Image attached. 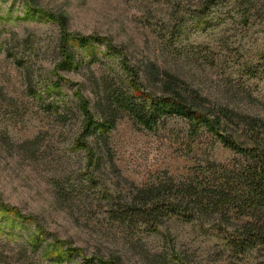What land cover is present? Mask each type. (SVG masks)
<instances>
[{
    "label": "rangeland",
    "instance_id": "obj_1",
    "mask_svg": "<svg viewBox=\"0 0 264 264\" xmlns=\"http://www.w3.org/2000/svg\"><path fill=\"white\" fill-rule=\"evenodd\" d=\"M32 1L0 0V205L13 211L0 216V264H56L41 250L54 256L56 242L120 264H225L232 241L211 226L173 219L149 234L105 219V202L94 206L103 192L82 184L84 152L72 147L82 123L73 94L79 89L98 120L105 90L126 92L127 67L264 120V10L247 13L237 0ZM60 14L69 35L101 39L74 45L69 69L58 66L62 31L52 17ZM143 87L160 91L144 80ZM188 128L171 116L148 131L119 112L107 134L119 171L111 182L142 186L238 161L210 134L191 136ZM227 133L242 144L240 131ZM24 144L30 155L19 150ZM14 213L22 218L12 222ZM261 257L246 255L251 264ZM63 264L84 263L75 256Z\"/></svg>",
    "mask_w": 264,
    "mask_h": 264
},
{
    "label": "trees",
    "instance_id": "obj_2",
    "mask_svg": "<svg viewBox=\"0 0 264 264\" xmlns=\"http://www.w3.org/2000/svg\"><path fill=\"white\" fill-rule=\"evenodd\" d=\"M237 1L244 10L246 6L247 13L264 10V0ZM31 2L25 0L26 5H32ZM52 20L62 31L59 43L61 61L58 64L61 69L75 66L74 45L86 49L94 40H101L69 35L67 18L63 14L52 17ZM125 70L131 76L124 79L126 92L117 94L106 89V109H102L98 120L79 89L73 94L82 117L80 133L72 144L74 150L84 152L87 181L82 184H92L103 192L102 198L97 193L101 200L96 199L94 206L105 202V219L126 232L143 228L144 232L153 234L173 219L211 226L232 241L225 264H251L246 255L253 251L262 254V261L258 264H264V120L240 113L227 104L207 105L195 91L188 92L187 88L181 87L177 79H139L138 72L127 67ZM143 80L154 88L158 86L159 93L146 92ZM60 82L58 79L56 86L59 89ZM119 112H127L148 131L164 117L186 120L189 135L210 134L223 148L236 154L238 161L231 165L212 162L198 166L182 179L165 176L147 185L128 183L125 188L120 187V182H111L115 176L119 178V171L107 135L115 127ZM230 127L241 132L242 144L227 133ZM19 150L25 155L33 152V149H26L25 144L19 146ZM11 212L0 205V216ZM13 216L12 222L22 218L16 213ZM37 245L39 242L34 247ZM62 245L60 242L51 245L52 252L56 253L54 256L45 255L44 248L41 249L42 255L56 264L69 263L75 256L84 264H120L117 258L104 260L99 255L88 256L79 249L65 244L63 248ZM22 250L27 253L26 247ZM32 250L36 252V249Z\"/></svg>",
    "mask_w": 264,
    "mask_h": 264
}]
</instances>
